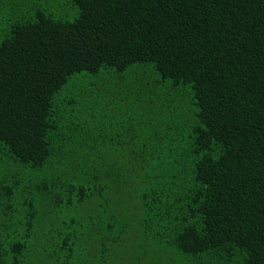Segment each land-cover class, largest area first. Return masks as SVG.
Instances as JSON below:
<instances>
[{
  "label": "trees",
  "instance_id": "1",
  "mask_svg": "<svg viewBox=\"0 0 264 264\" xmlns=\"http://www.w3.org/2000/svg\"><path fill=\"white\" fill-rule=\"evenodd\" d=\"M0 264H264V0H0Z\"/></svg>",
  "mask_w": 264,
  "mask_h": 264
}]
</instances>
